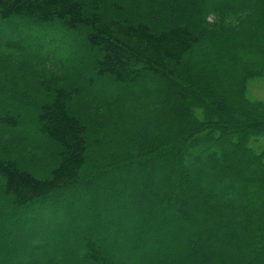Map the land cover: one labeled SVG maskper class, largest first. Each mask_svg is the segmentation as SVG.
Here are the masks:
<instances>
[{
  "label": "trees",
  "instance_id": "1",
  "mask_svg": "<svg viewBox=\"0 0 264 264\" xmlns=\"http://www.w3.org/2000/svg\"><path fill=\"white\" fill-rule=\"evenodd\" d=\"M160 2L0 0V97L19 100L0 103V264L263 263L264 0ZM47 63L79 83L32 89ZM111 85L140 102L91 121ZM26 138L52 161L18 158Z\"/></svg>",
  "mask_w": 264,
  "mask_h": 264
},
{
  "label": "rangeland",
  "instance_id": "2",
  "mask_svg": "<svg viewBox=\"0 0 264 264\" xmlns=\"http://www.w3.org/2000/svg\"><path fill=\"white\" fill-rule=\"evenodd\" d=\"M118 3L124 4L131 7H136L140 12H147L151 10L154 6L161 4V0H117ZM178 2H185L186 0H177ZM209 1V0H208ZM207 22H214L215 17L213 15H209L206 17ZM22 32L21 29H18V32ZM63 58V57H62ZM16 62L20 61V59H15ZM67 61V60H66ZM70 64H73V61H70ZM74 65V64H73ZM75 69L73 66L66 64L65 70L60 72H56L50 63H47V66L42 68H37V72L33 73V77H29L32 79L34 83L32 84L34 90H38L39 88H46L50 85L54 84H78L79 79L75 77L74 73ZM17 78L21 83L20 90L23 93H28L30 89H27L26 83L28 80V75L23 71L18 72ZM110 91H98L92 92L88 91L85 99L82 103V108L84 112L87 114L88 118L96 123H102L105 121L115 120L118 116L125 115L127 112L134 109L138 103L140 102V98L137 94L122 90L120 95L114 94L115 90H118L117 87L111 85L108 87ZM31 89V90H32ZM6 90V88H3ZM249 96L254 100H263L264 101V78L253 81L249 87ZM0 103L4 104V108L16 107L19 104V100L15 101L13 96H9L8 99L0 97ZM29 107V105H27ZM264 149V138L261 141L260 149ZM12 149L14 154L20 158L23 162L29 163L32 167L36 169H41L45 165H47L53 158V147L49 142H44L39 139L34 138H26L23 142L22 146L16 150L12 145ZM245 169H248V166H244ZM196 206V204L194 205ZM195 209V207H194ZM196 210V209H195ZM205 211H210L208 208ZM237 238H240L242 241L254 238V235L248 234L243 229L241 233L239 232L236 235ZM193 246V245H191ZM248 246L241 248L238 253H236V249L234 246L231 248H227V246H221L218 249L219 257L225 259H233L237 264L245 263L246 258L244 256V251ZM189 249L188 252H190ZM236 253V256L234 255ZM258 264V263H255ZM264 264V261L263 263Z\"/></svg>",
  "mask_w": 264,
  "mask_h": 264
}]
</instances>
